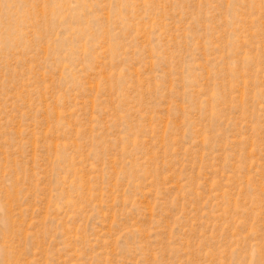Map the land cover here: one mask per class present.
Segmentation results:
<instances>
[{"label":"rangeland","instance_id":"obj_1","mask_svg":"<svg viewBox=\"0 0 264 264\" xmlns=\"http://www.w3.org/2000/svg\"><path fill=\"white\" fill-rule=\"evenodd\" d=\"M0 264H264V0H0Z\"/></svg>","mask_w":264,"mask_h":264}]
</instances>
